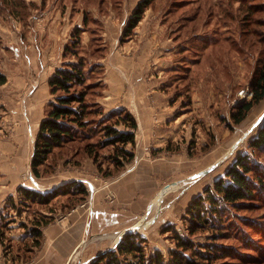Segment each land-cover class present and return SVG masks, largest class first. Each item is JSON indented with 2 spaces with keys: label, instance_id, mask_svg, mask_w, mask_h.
<instances>
[{
  "label": "rangeland",
  "instance_id": "1",
  "mask_svg": "<svg viewBox=\"0 0 264 264\" xmlns=\"http://www.w3.org/2000/svg\"><path fill=\"white\" fill-rule=\"evenodd\" d=\"M138 1L0 0V73L6 74L7 80L11 76L9 82L0 84V264H35L51 245L61 247L62 232L75 226L73 219L78 214L85 220L84 235L81 240L75 239V234L73 239H66L61 250L72 243L71 254L66 261L52 258L51 264H91L97 255L120 242L122 237L115 240L117 234L142 219L148 224L135 231L146 236L148 253L151 246L159 244L168 256L170 246H175L174 232L162 229L170 224L185 235V214L192 199L206 195L205 189L213 188L214 181L225 176L239 153L251 154L249 138L257 130L259 122H255L264 114V98L240 123L233 121L232 110L241 100L251 98L250 80L264 60V0H155L131 37L123 39ZM44 18L52 29L40 32ZM76 25L82 31L77 55L72 59L83 57L87 67L102 60L105 69L102 55L113 45L108 62H113L116 70L122 67L128 73L124 72V77L131 80L126 65L133 61L138 70V76L135 73L133 77L150 90L144 92L146 99L164 102L166 107L172 103L173 109L165 117L161 115L164 112H152L149 126H154L155 134L140 142L139 149L137 144H128L137 151L120 169L112 163V145L94 146L98 152L94 160L82 147L91 140L81 138L78 143L55 148L36 174L31 160L38 114H31V97L15 80L18 65L20 61L39 60L37 40H45L51 31L57 34L60 52L63 42L66 45L74 40L71 34ZM116 52L127 55L121 60L123 66L118 64ZM41 67L45 68L42 62L39 68L43 70ZM96 71L89 99L107 112L100 82L96 81L101 73L97 66ZM48 107L47 101L45 113ZM254 124L250 134L225 158L231 145ZM101 126L95 121L93 140L101 138ZM251 155L264 162V149ZM219 160L209 172L193 176ZM110 169L113 171L105 174ZM137 169V191L120 193L116 183ZM260 169L264 172V164ZM67 181H75L85 191L60 189L41 201L28 198L21 188L45 194ZM165 186L168 188L156 207L154 198ZM144 187L152 195L142 200ZM246 201L235 208L237 214L228 210L221 225L200 229L193 238L205 242L218 234L217 242L237 250L234 260L238 264H264V192L258 189ZM36 228L41 230L37 244L32 233ZM53 228L56 231L51 242Z\"/></svg>",
  "mask_w": 264,
  "mask_h": 264
},
{
  "label": "trees",
  "instance_id": "2",
  "mask_svg": "<svg viewBox=\"0 0 264 264\" xmlns=\"http://www.w3.org/2000/svg\"><path fill=\"white\" fill-rule=\"evenodd\" d=\"M154 1H138L125 25L123 39L131 37L134 28ZM81 31L82 27L76 25L71 34L74 40L67 43L63 49L65 59L49 79L54 99L48 101L49 107L45 118L41 120L37 131L31 160L36 174H39V166L45 163L55 148L78 143V139L81 138L91 140L82 147L94 160L98 157L94 146L105 148L112 145L114 152L110 156L115 168H122L133 160L135 155V151L127 147L128 144H132L133 147L136 145L138 122L135 116L126 106L106 112L102 106L103 109L99 108L101 104H94L89 99L95 87L91 78L95 72L97 73L96 66L101 71L98 73L100 80L96 81L100 82L102 93L106 87L103 81L105 71L102 60L87 67L86 59L83 57L78 55L79 58L72 59L77 55L76 46L80 42ZM6 80V74L0 73V84ZM250 81L251 98L241 100L232 110L235 123H240L255 103L264 98V60L257 66ZM95 121L102 124L100 128L102 135L98 140H93L96 132L93 130ZM249 146L252 149L251 154L264 149V117L258 123L255 134L249 138ZM251 154L239 153L227 167L225 176L217 178L213 188L205 189L206 195L199 194L192 199L185 214L187 220L185 235L170 224L162 229L164 232L170 229L174 232L175 247L170 249L168 256L159 248L148 253L146 236L141 232L127 231L115 247L97 255L91 264H238L239 262L234 260L237 258V250L231 245L217 242L218 234H213L211 240L205 242H196L193 237L200 229H213L221 225L223 223L221 219L228 210L232 214H237L236 209H239V205L253 198L258 189L264 192V172L260 169L264 162ZM98 167H101V164H98ZM111 171L113 170L110 169L105 174L109 175ZM76 184L75 181H67L45 194L36 189L24 186L21 188L28 198L45 201L50 199V194H58L60 189L63 192L73 187L75 191L84 190L82 185L78 188ZM32 233L36 237L35 243H39L41 230L36 228Z\"/></svg>",
  "mask_w": 264,
  "mask_h": 264
},
{
  "label": "crops",
  "instance_id": "3",
  "mask_svg": "<svg viewBox=\"0 0 264 264\" xmlns=\"http://www.w3.org/2000/svg\"><path fill=\"white\" fill-rule=\"evenodd\" d=\"M47 12H43V14H46ZM45 18L43 20V23H41V25H39L38 29L41 32H45L47 29L51 30V27H47L46 26V21ZM47 27V28H46ZM71 32V31H70ZM51 31L48 35L47 38L41 39L39 38L37 40V43H39V47L41 48V50H37L38 53V61H31L29 63H25L24 61H20L19 62V69L17 70V84L21 83V85L23 86V91L25 95H29L31 97L30 103H32L29 106V110L31 112V114H38V117H36L35 119V125L37 127V129L39 128L40 122L43 118H45V104L47 101L50 100V96H51V87L49 86V79L50 77L54 74V71L56 70L57 67H59L62 63V61L65 59V57L63 56V47L65 45V42H63V47L61 48V51L59 52L58 49V41L56 40V33H53ZM71 34V33H70ZM69 36V35H68ZM67 40V38H66ZM56 45V46H55ZM122 46V45H121ZM112 47L111 46V50H109V52H107L105 54L106 58H103L106 60L105 63V73H104V77H103V81L105 83V89L103 90V95H102V101L105 105V109L106 110H112V109H116L119 108L121 106H126L129 111L135 116L137 122H138V126H137V135H136V143L137 147L139 149L140 146V142L141 144L145 141H147L146 139H148L149 137L152 138L153 135L155 134V129L154 126L150 127L149 124L153 123V111H157L158 113H162L164 112L165 114H161L162 117L166 116V113L169 114V111L173 109V105L172 103H169V107H166V103L162 102L161 104H158L159 102L155 101V102H149L146 99V95L144 94V92H149V88L147 87V90L144 89V85H141V83H139L136 78H134L133 76H136L135 73L138 76L137 73V69H134V67L132 66L134 63L133 61L129 62V65H126L129 71V77L131 80H129L128 78L124 77V72H126L125 70L122 69V67L119 70L115 69V66H113V62H108V55L110 53V51H112ZM55 50V51H54ZM42 51V58L40 57V52ZM124 55V54H123ZM122 53L117 54L114 53L115 58H118V64L123 66V64L121 63L122 58L127 56L124 55L123 56ZM41 62L45 65V68H43V70H41L39 68V63L41 64ZM133 69V70H131ZM136 70V71H135ZM133 71V72H132ZM127 73V72H126ZM128 74V73H127ZM11 76H9V79L7 81H5L4 83L9 82L11 79ZM21 82H19V80ZM154 89V87H152ZM151 88V89H152ZM27 95V96H28ZM164 99H162L163 101ZM170 108V109H168ZM24 131V130H23ZM38 131V130H37ZM24 136H26V132L24 131ZM158 135V134H157ZM20 136L22 137L23 134H20ZM158 137V136H156ZM154 139V138H153ZM18 145V143H16ZM21 145V143L19 144V146ZM13 144H10L9 147H12ZM17 146V147H19ZM135 151H137V148H135ZM139 169H137L136 171L133 172H129L126 175H124V177L121 178V181L119 180L118 183H116V189H119L118 191L121 193V191H126V192H136L137 191V186H136V180L138 181V179L140 178V173ZM145 188V192L142 195V200H144V196H146V198L149 197V195L151 196L152 193L149 191L148 187H144ZM3 198V197H1ZM2 201V200H1ZM75 222V226L72 229H69L64 232H62L63 236H61V232L59 231V234L61 236V247H58V249H54V245H51L49 248V250H46L42 256H40L38 258V261L35 264H51L50 261L52 260V258H57V257H62L65 259H67V257H69V255L71 254V245L72 243H69L68 245H66V248L61 250L63 247V243L69 239L72 238V234H75V239L77 240H81L82 235H84V227H85V220L83 218V216H81V214L77 215L74 219ZM57 228V227H55ZM53 228L51 230V242H52V237L54 236L52 233L56 231V229ZM53 235V236H52ZM120 235V234H119ZM73 239V238H72ZM119 240V239H118ZM113 245V244H112ZM161 245L159 244H155L154 246H151L153 251L155 248H159L163 251L162 247H160ZM174 246V245H173ZM173 246H170L171 249ZM175 247V246H174ZM173 247V248H174ZM170 250V248H169ZM64 261V262H65Z\"/></svg>",
  "mask_w": 264,
  "mask_h": 264
},
{
  "label": "water",
  "instance_id": "4",
  "mask_svg": "<svg viewBox=\"0 0 264 264\" xmlns=\"http://www.w3.org/2000/svg\"><path fill=\"white\" fill-rule=\"evenodd\" d=\"M263 117H264V114H263V115H262V116H261V117H260L255 123L260 122L261 119H262ZM254 127H255V124L252 125L248 130H246V131L241 135V137H239V138L236 140V142H235L234 145H233V149H231L230 152H228V153H226V154L224 155L225 158L227 157L228 154H230V153H232V152L234 151V149H235V148L241 143V140H243L244 138H246V137L250 134V132L254 129ZM219 162H220V160H219V161H216L215 163H212V164H211L209 167H207V168H203V169L197 171V174H194L193 176L195 177V176H198V175H200V174H204V173L209 172V171L212 170V168L215 167ZM167 188H168L167 186L163 187V189L161 190V192H163V191L166 190ZM141 225H142V223L140 222V223L133 224V225H131V226L126 227L123 231L120 232V236H119V237H123V236L125 235V232H127V231H135V230H139L140 227H141ZM110 249H111V248H110Z\"/></svg>",
  "mask_w": 264,
  "mask_h": 264
},
{
  "label": "bare ground",
  "instance_id": "5",
  "mask_svg": "<svg viewBox=\"0 0 264 264\" xmlns=\"http://www.w3.org/2000/svg\"><path fill=\"white\" fill-rule=\"evenodd\" d=\"M235 142H236V141H235ZM235 142H234V143H235ZM234 143L231 145V147L228 149V151H227L226 153L230 152L231 149H233V145H234ZM238 146H239V145H238ZM238 146H237V147H238ZM237 147H236L234 150H236ZM224 155H225V154H224ZM164 192H165V190H164L161 194H159L158 196H156V197L154 198V201H153V203H154L153 205H154V206L157 207V206H159V205L161 204V201H162L163 193H164ZM140 221H141V223L144 224V225L148 224V223H147L148 221H145V223H144V220H143V219L140 220ZM140 221H139V222H140ZM142 221H143V222H142ZM118 238H119V234L116 235L115 240H117Z\"/></svg>",
  "mask_w": 264,
  "mask_h": 264
}]
</instances>
